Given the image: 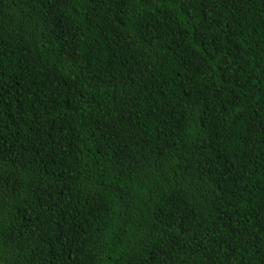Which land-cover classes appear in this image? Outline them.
<instances>
[{"label":"trees","instance_id":"obj_1","mask_svg":"<svg viewBox=\"0 0 264 264\" xmlns=\"http://www.w3.org/2000/svg\"><path fill=\"white\" fill-rule=\"evenodd\" d=\"M0 264H264V0H0Z\"/></svg>","mask_w":264,"mask_h":264}]
</instances>
